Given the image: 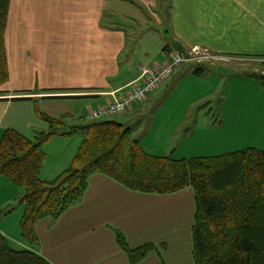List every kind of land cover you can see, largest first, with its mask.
<instances>
[{
    "label": "crops",
    "instance_id": "crops-1",
    "mask_svg": "<svg viewBox=\"0 0 264 264\" xmlns=\"http://www.w3.org/2000/svg\"><path fill=\"white\" fill-rule=\"evenodd\" d=\"M116 15L129 20L133 27H139V23L146 26L141 31L136 29L134 36L113 20ZM152 21L163 28L152 25ZM139 32L161 35V40L154 54L147 45H141L142 52L149 51L138 65L140 51L136 54L129 41L133 44ZM5 43L9 80L1 87L0 138L7 128L33 136L41 131L36 128L47 126L37 109L52 117L86 115L124 95L133 83H141V68L163 64L178 46L184 54H192L189 51L197 48L232 60L264 58V0H11ZM210 66L223 67L222 63ZM202 78L187 73L183 80L200 83ZM214 82L219 84L220 79H212ZM19 97L33 99H13ZM148 101L129 108L125 113L127 121L139 119ZM186 116L175 118L172 114L165 122L156 114L148 135L136 138L150 153L178 159L228 152L211 149L203 155L198 149L183 147L196 134L189 127L184 130L190 118L183 122ZM257 118L255 115V121ZM254 126L249 127L258 130ZM71 137L55 135L45 145L56 139L68 143L73 139L74 149L79 147L81 142ZM178 138L179 143L174 144ZM161 139L163 146L155 144L154 140ZM44 164L41 177L53 179L50 173L42 176ZM182 192L134 191L103 173H94L77 203L58 218H44L37 223L36 246L17 238L21 246L18 248L35 251L52 264H131L116 241L118 229L131 247L147 241L157 244L153 243L155 248L139 264H191L193 244L189 235L195 214L194 191L190 192L192 199L184 198L186 205L174 208L167 201L172 197L169 195ZM20 194L19 188L0 177V232L9 241L11 232L20 228ZM181 207L188 214L182 215ZM182 233L189 234L191 248L180 256L175 239Z\"/></svg>",
    "mask_w": 264,
    "mask_h": 264
},
{
    "label": "trees",
    "instance_id": "trees-1",
    "mask_svg": "<svg viewBox=\"0 0 264 264\" xmlns=\"http://www.w3.org/2000/svg\"><path fill=\"white\" fill-rule=\"evenodd\" d=\"M10 3L11 0H0V95L2 85L9 80L5 33ZM173 51L183 53L180 46ZM186 62L176 66L170 76ZM193 64L198 66L194 70L198 77L207 72L200 66H210L204 61ZM89 112L83 116L52 117L37 109L48 125L47 131L33 136L15 128L3 131L0 177H6L20 189V229L25 239L38 244L37 223L44 218L56 219L77 203L85 193L90 175L99 172L134 191L168 194L192 188L195 214L191 264H264V149L253 146L179 159L154 154L132 136V127L114 118L117 114L90 119ZM78 132L84 137L70 166L51 180L43 179L45 143L55 135L71 136ZM115 235L131 264H138L154 248L150 242L131 247L118 229ZM0 264L52 263L35 251L16 248L0 232Z\"/></svg>",
    "mask_w": 264,
    "mask_h": 264
},
{
    "label": "rangeland",
    "instance_id": "rangeland-1",
    "mask_svg": "<svg viewBox=\"0 0 264 264\" xmlns=\"http://www.w3.org/2000/svg\"><path fill=\"white\" fill-rule=\"evenodd\" d=\"M113 20L124 25L129 34L135 32L136 29L141 31L146 26L139 23V27H133L129 20L120 15L114 16ZM150 23L157 25L155 21ZM157 26L160 30L163 28L160 25ZM156 35L151 32H139L137 40L133 44L129 41V45L133 46V49L136 48V54H139L140 51L141 57L138 65L146 58L145 53L149 51L142 52L143 47L141 45H147L150 51L152 50V54L155 53L158 43H160L159 40H161V35L157 37ZM189 52H192L189 56L193 60L204 61L208 64L217 63L221 65L222 63L223 67L200 66L206 68L207 72L203 75L202 81L198 83L190 79L183 80L187 73L194 74V70L198 67L192 63H185L178 67L166 82L147 96L145 101L148 99L149 101L143 106V115L139 119L128 122V115L125 113L117 114L114 118L130 123L135 129L132 136L136 138V136L148 135L153 123V116L156 114L157 118L164 117L163 121L165 122H168L167 117L172 116V114L175 118L187 115L182 120L184 122L190 117L186 121L184 130L186 131L189 127V130H196V134L192 139L187 140L183 147L198 149L203 155L210 153L211 149L228 152L253 146L264 149V77H261L262 74L264 75V58L234 57L232 60L231 57L219 56L215 52L203 49L190 50ZM223 59L226 62L222 61ZM216 78L220 79L219 84L211 83L212 79ZM165 99L169 100L163 101ZM136 104H140V102L134 105ZM39 105L40 107L43 106L40 103ZM255 115L258 116L256 121ZM172 122L178 121L173 120ZM249 126H254L258 130L250 129ZM36 130L47 131L48 125L45 128H36ZM71 136L80 143L84 134L78 132ZM72 140L68 143L65 139H56L53 143L43 146L46 159L42 176L50 173L48 176L54 175L52 177H55L70 166L78 149V146L74 149ZM163 141V139L154 140L155 144L159 146H163ZM176 141L174 144L179 143V138ZM52 171L54 174H51ZM185 189L182 190L183 192L180 191L182 193L178 195H169L172 197L167 199L168 205L174 208L179 205H186L184 198L192 199V195H190L192 189L188 188V191ZM157 206L158 208L162 207V205ZM181 209L182 215L188 214V210H183V207ZM11 233L13 234L10 241L15 247H21L18 246L17 238L27 243L28 240L21 235L20 228H16ZM188 235L182 233L180 238L175 239V242L178 243V247L175 249L180 256H183L191 248L192 236L189 235V242ZM152 243L156 244L155 242ZM33 245L36 246V244Z\"/></svg>",
    "mask_w": 264,
    "mask_h": 264
},
{
    "label": "built area",
    "instance_id": "built-area-1",
    "mask_svg": "<svg viewBox=\"0 0 264 264\" xmlns=\"http://www.w3.org/2000/svg\"><path fill=\"white\" fill-rule=\"evenodd\" d=\"M196 50L198 49L195 48L194 51ZM189 60H193V58H187L183 53L173 51L171 57L163 64H159L155 68L143 66L141 68L142 73L138 78V80H141V83H133V86L124 95L118 98L115 97L106 105L90 110L89 118L97 119L103 116H111L125 112L135 103L145 100L152 91L171 75L176 66Z\"/></svg>",
    "mask_w": 264,
    "mask_h": 264
}]
</instances>
